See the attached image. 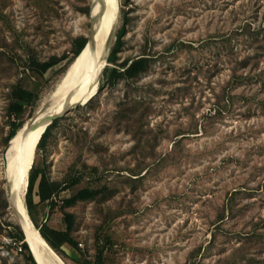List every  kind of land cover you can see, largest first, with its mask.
I'll list each match as a JSON object with an SVG mask.
<instances>
[{
  "label": "rangeland",
  "instance_id": "rangeland-1",
  "mask_svg": "<svg viewBox=\"0 0 264 264\" xmlns=\"http://www.w3.org/2000/svg\"><path fill=\"white\" fill-rule=\"evenodd\" d=\"M116 7L111 49L126 23L116 66L139 57L150 66L113 84L107 58L96 95L57 116L41 150L38 141L31 169L69 189L53 213L44 203L34 215L64 230L72 214L77 246H62V258L38 235L62 264H87L98 251L103 264H264V0ZM92 8L0 0V264H33L13 238L23 226L1 168L10 131L36 115L78 57ZM52 57L65 59L42 77L25 69ZM17 87L38 95L20 116L9 112ZM83 189L95 196L62 208Z\"/></svg>",
  "mask_w": 264,
  "mask_h": 264
},
{
  "label": "bare ground",
  "instance_id": "bare-ground-1",
  "mask_svg": "<svg viewBox=\"0 0 264 264\" xmlns=\"http://www.w3.org/2000/svg\"><path fill=\"white\" fill-rule=\"evenodd\" d=\"M116 15V0H93L91 17L94 25L86 47L42 102L36 115L23 124L10 140L1 157L10 208L15 219L23 226L26 243L43 264L62 263L38 235L39 231L31 226L25 204L36 146L50 121L77 105H86L96 95L112 46Z\"/></svg>",
  "mask_w": 264,
  "mask_h": 264
},
{
  "label": "trees",
  "instance_id": "trees-1",
  "mask_svg": "<svg viewBox=\"0 0 264 264\" xmlns=\"http://www.w3.org/2000/svg\"><path fill=\"white\" fill-rule=\"evenodd\" d=\"M125 32H126V23L123 26L122 30L118 33L115 44L112 47L108 56V61L115 65V67L110 71V75H109V80L113 84H116L119 80H124V79L129 80L136 78L139 75L145 73L150 66L149 59L146 57H139L130 61H125L119 66H116V63L118 61L117 55L124 45L123 37ZM76 43L77 46L74 50L75 57L78 56L83 51V49L88 43V38L83 36L79 37L76 39ZM64 59L65 58L63 57L61 58L52 57L50 60L46 62H38L37 60L28 61V64L27 66H25V69L28 71L32 69L36 75L42 77L49 69L58 65ZM11 97H12V103L10 105L9 112L11 115H16V116H20L23 113L25 105L29 106L38 99L37 93H35L34 91L26 90L21 87L14 88L11 92ZM57 121L58 118L54 119L53 122L46 128V130L44 131V133L40 138L37 149L41 150L45 146L47 139L50 135V132L54 127V125L57 123ZM21 127L22 125L14 126L12 128L9 134L8 141H10L14 137V135H16L17 131ZM35 188H37L36 196L38 198V202H35L34 200ZM68 189L69 186L66 185L63 186L59 182L50 180L47 177L44 170H39L33 165L29 175V183H28V189L25 200L28 214L34 226L39 230L43 239L62 258H63V254L61 252L62 246H64L65 244L71 247L77 246V243L73 240L71 236L74 227V216L72 214H64V224L66 228L64 230H57L49 227L47 224L40 225L34 215V209L36 208V206L46 203L51 213H53L57 205L56 200L59 197L60 193ZM94 196H95V191L88 189L80 190L71 198L64 200L63 201L64 206H62V208L74 206L78 201L89 200L92 199ZM13 238L17 242L22 243V249H25V251L28 253L27 259L31 261L33 264H36L31 255L29 247L25 241V236L20 227H16V235L13 236ZM102 255H103L102 251H98L93 261H88L87 264H103Z\"/></svg>",
  "mask_w": 264,
  "mask_h": 264
},
{
  "label": "water",
  "instance_id": "water-1",
  "mask_svg": "<svg viewBox=\"0 0 264 264\" xmlns=\"http://www.w3.org/2000/svg\"><path fill=\"white\" fill-rule=\"evenodd\" d=\"M86 47V46H85ZM84 50V49H83ZM52 123V121H50V123H48L47 125H46V127H45V129H44V131L46 130V128L50 125ZM44 131L42 132V134L44 133ZM41 134V135H42ZM41 137V136H40ZM40 139V138H39ZM32 221V220H31ZM22 230V232H23V234H24V236H25V232L23 231V229H21ZM38 230V229H37ZM39 231V230H38ZM28 245V247H29V250H30V252H31V255H32V257H33V259H34V261H35V263L36 264H43V261H42V259L40 258V257H38V256H36L35 255V252H34V250L31 248V246L29 245V244H27Z\"/></svg>",
  "mask_w": 264,
  "mask_h": 264
},
{
  "label": "built area",
  "instance_id": "built-area-1",
  "mask_svg": "<svg viewBox=\"0 0 264 264\" xmlns=\"http://www.w3.org/2000/svg\"><path fill=\"white\" fill-rule=\"evenodd\" d=\"M79 247H80L81 250H83V247L84 246H83V244H79ZM19 250L21 251L22 250V247H20Z\"/></svg>",
  "mask_w": 264,
  "mask_h": 264
}]
</instances>
